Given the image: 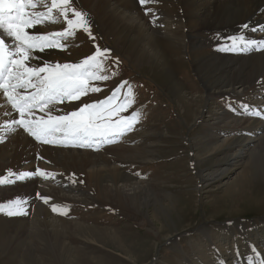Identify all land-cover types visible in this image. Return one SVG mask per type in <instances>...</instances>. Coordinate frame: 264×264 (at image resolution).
<instances>
[{"label":"rangeland","instance_id":"374dc122","mask_svg":"<svg viewBox=\"0 0 264 264\" xmlns=\"http://www.w3.org/2000/svg\"><path fill=\"white\" fill-rule=\"evenodd\" d=\"M170 4L171 2L158 14H176ZM72 8L86 13L87 16H93L75 0H72ZM53 16L55 22L52 23L55 24L56 31L64 29L66 24L63 18L55 12ZM89 23L91 35L77 29L72 37L61 39L62 44L67 45L66 48L55 49L56 53L54 49L48 50L49 59L60 64L77 63L93 54L97 46L108 49L110 53L99 58L103 69L100 74L109 75L111 78L93 82L102 91L90 93L77 102L66 103L62 112H70L81 104L104 99L121 81H127L132 86L134 104L122 115L127 116L136 111L140 114L139 121L133 125L132 131L114 142L105 143L103 148L122 143L123 138L128 136L130 146L151 149L149 151L154 154L153 160L135 159L130 155V159L117 164L127 168L130 177L143 182L158 183L164 190L159 195L148 196L151 198L145 210L153 224L145 222L143 225L139 216L130 219L121 213L124 209L119 206L115 211L93 205L91 196L87 194V203L49 201L50 204H45L38 195H33L28 200L32 212L40 214L47 207L56 206L60 214L66 212L61 215L82 223L84 227L64 230L65 236L58 240H51L41 232L34 235L20 232L8 236L0 234V264H183L187 258L193 257L195 243L201 242L202 233H207L203 231L205 226L227 228L236 232L249 231L264 223V163L261 162L264 161V146L263 150L260 148V151H254L258 159H248V153L255 148L253 147L248 150L246 157L231 164L232 161H225L215 151V145L208 139L209 133L219 131L209 128L207 124L214 122L222 112L227 116L231 114L240 117L242 115L235 111L247 109L240 99L228 96L209 98L205 95V85L214 86L219 82H215L216 78L208 70L202 68L198 71L195 65L205 55H212L219 48L220 42L196 47L198 52L193 50L186 39L182 40L181 34L184 36L183 33L188 31L183 28L184 31H177L171 41L176 45L172 46L176 50H170L165 48V40L158 36V49L163 44L162 55L165 54L168 58L165 67L163 59L156 61L143 56L135 38L130 37V33L116 24V21L111 22L112 31L107 32L102 31L97 17ZM207 35V39L219 40L217 31H211ZM176 55L185 65L177 60ZM113 72L116 73L114 76ZM246 99L255 100L256 97L248 95ZM250 114H253L252 111ZM261 117L259 119H263ZM218 125L224 126L223 122ZM236 127L238 126L234 128ZM239 128L241 129V125ZM244 132L228 130L218 140L237 137L239 134L240 137H245L247 134ZM237 147L231 149L230 153ZM71 148L78 150L77 147ZM81 150L88 149L82 147ZM224 167H227L224 175H219ZM215 169L217 172L213 174ZM84 173L74 164L70 166L69 177L78 178L77 181L81 179V184L79 181L78 184L85 188L88 176ZM207 173L213 176L204 184ZM52 214L55 218L54 213ZM235 221L241 222L239 227L233 225ZM3 223L13 224L8 221ZM123 226L130 232V236L123 235L126 234L121 229ZM99 228H106V231ZM113 230H116L115 233L111 232ZM113 236L124 238L125 243L130 239V249L111 241ZM136 239L145 240L149 248L145 250V246H141V250H135L133 242Z\"/></svg>","mask_w":264,"mask_h":264},{"label":"bare ground","instance_id":"6f19581e","mask_svg":"<svg viewBox=\"0 0 264 264\" xmlns=\"http://www.w3.org/2000/svg\"><path fill=\"white\" fill-rule=\"evenodd\" d=\"M75 1L93 15L92 17L87 16L89 22H93L94 17H97L102 31L107 32V30L112 31L110 24L116 21V24L130 33V37L135 38L136 45L143 56L154 58L156 61L163 59V66L168 64V58L165 57V54L162 55L163 44L158 49V36L161 37V40H165V48L170 50H176L172 47L176 45L171 41L174 40L177 31H184L183 28H187L188 31L183 33L184 36L181 34L182 40L186 39L194 48L193 50H198L195 49L196 47L220 42L219 48H215L216 50L212 55H205L195 65L198 71L202 68L205 71L208 70L216 78L215 82H219L214 86L213 84L205 85V95L209 98L234 97L242 100L247 109L241 108L239 111H235L242 115L240 117L231 114L227 116L226 113L222 112L214 122L207 124L209 128L219 131L209 133L208 139L212 145H215V151L222 155L224 160L226 159L225 161H232L231 164L238 163L242 157H246L248 150L253 147L255 148L248 153V159H258L254 151L264 146V50H259V47L256 50L248 48L245 51H227L224 49L230 46V38L233 37L264 41V0H151L147 5H141L139 0ZM170 2L176 14L170 15L164 12L160 16L158 12ZM145 8L151 10L150 14H146ZM37 10L46 12L44 7ZM155 26L162 28H154ZM29 31L33 34H48L56 31V28L55 24L46 21L43 25H38ZM211 31H217L219 34L218 41L207 39L208 35L206 36V34ZM8 43H11L10 39H8ZM53 49L55 52V49L58 48ZM48 50L52 51V49H46L43 52L35 51L31 61L32 65L54 63L49 59ZM129 57H131V53ZM176 58L178 61L180 60L178 55ZM182 63L185 65L184 62ZM156 66L158 68V65ZM156 66L154 67L156 68ZM158 70L161 71L160 68ZM256 91L258 94H252ZM248 95H255L256 99L248 100L246 99ZM0 101H2V97H0ZM254 102H256L255 106H253ZM65 106L66 103L57 105L61 110ZM11 111L10 106L0 102V126L7 125L11 121L12 116L5 114ZM250 111L260 113V115L250 114ZM258 116H262L263 119H259ZM16 118H18V114H16ZM221 122L224 126L218 125ZM240 125L241 129L239 128ZM235 126L238 127L234 128ZM12 127L16 128L15 125ZM228 130L245 131L247 136L240 137L239 134L237 137L223 138L225 131ZM220 135H223V139L219 141ZM121 142L104 148L105 143L94 144L93 147L87 148L88 150H81L82 147H77V150L71 148L76 146L50 145L38 142L22 128L10 131L0 127V177L8 176V170L20 173L35 171L37 168L54 174V179L31 177L11 184L0 185V202L7 204L17 199L26 201L27 203L23 207L28 213L27 215L9 216L6 212H0V234L8 236L20 232L34 235L41 232L51 240H58L65 236L64 230L84 227L81 225L82 223L69 220L68 216L61 215L60 211L54 213L52 206L51 208L47 207L48 209L42 212L43 215L42 213L36 214L34 211L33 213L28 200L30 196L38 193L43 197H50V202L56 201V203H85V201L87 203L85 196L87 194L91 196L93 205L97 204V206L115 209V211L116 207L119 206V208L124 209L121 213L130 219L133 220V217L139 216L143 225L145 222L149 225L153 224L152 219L148 216V211L145 210L151 198L148 196L151 194L159 195L164 190L160 188L158 183L143 182L130 177L127 168L117 163L130 159V155L135 159L143 158L149 161L154 159V154L152 155L149 151L150 148L147 150L139 146V148L133 147L134 145L130 146L128 136L123 138ZM235 146L238 147L230 153V150ZM101 162L103 164L100 165ZM261 162L264 163L262 160ZM72 164L88 176L86 177L87 185L85 188L78 184L81 179L77 181L78 178L69 177ZM226 170L227 167H224L219 175H224ZM215 172H217L216 169L213 174ZM211 175V173L205 174L204 184L208 178H211ZM83 181L85 180L83 179ZM88 204L91 205L89 202ZM40 207L43 208L41 205ZM130 208L134 210H130ZM52 213H54L55 218ZM5 221L13 224H4ZM240 223L235 221L233 225L239 227ZM125 226L121 228L126 233L123 235L130 236V232L124 228ZM85 227L91 228V226ZM101 231H106V228H102ZM115 231L111 232L115 233ZM203 231L207 233L204 234L200 231L202 233L201 242L195 243L193 257L187 258L183 264H260L261 260H264V223L251 228L249 231L231 232L227 228H212L210 226H205ZM112 238L111 241L125 245L130 249V239L125 243L124 238L119 239L115 236ZM117 246L120 248V245ZM141 246H145V250L149 248L148 243L143 239H136L133 242L135 250H141Z\"/></svg>","mask_w":264,"mask_h":264},{"label":"snow or ice","instance_id":"6c2138e0","mask_svg":"<svg viewBox=\"0 0 264 264\" xmlns=\"http://www.w3.org/2000/svg\"><path fill=\"white\" fill-rule=\"evenodd\" d=\"M139 2L147 5L151 0ZM40 7L46 8V12L38 11ZM54 12L63 18L66 24L64 29L48 34H33L29 31L46 21L55 22ZM145 12L150 14L151 10L145 8ZM77 29L91 35L87 14L74 10L72 0H0V102L12 110L5 113L12 116L11 121L0 127L10 131L22 128L36 141L44 144L83 148L113 142L133 130L140 114L132 111L130 115H122L134 104L133 89L127 81H121L104 99L81 104L70 112L63 113L57 107L102 91L93 82L111 78L100 74L103 69L99 59L109 54L110 50L97 46L93 54L77 63L32 65L35 51L66 48V44H61V39L72 37ZM8 39L11 43H8ZM230 40V46L224 50L245 51L248 48L256 50L257 47L264 50V41H251L244 37H233ZM115 74L112 73L113 76ZM31 177L54 179V174L40 168L20 173L8 170V176L0 177V185ZM37 195L45 204L51 199L39 193ZM26 203L19 199L7 204L0 202V212H6L9 216L27 215L23 207ZM52 211L55 213L60 210L52 206ZM260 264H264V260Z\"/></svg>","mask_w":264,"mask_h":264}]
</instances>
